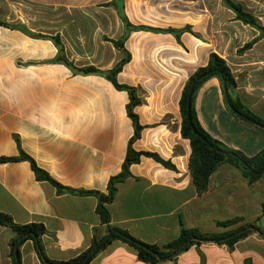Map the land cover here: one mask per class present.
<instances>
[{
  "label": "crops",
  "instance_id": "1",
  "mask_svg": "<svg viewBox=\"0 0 264 264\" xmlns=\"http://www.w3.org/2000/svg\"><path fill=\"white\" fill-rule=\"evenodd\" d=\"M233 1L264 27V0ZM123 18L132 27L182 30L179 42L166 32L128 31ZM0 22L5 24L0 25V158L16 157L20 149L65 188L106 193L109 178L121 171L133 135L126 113L128 94L103 76L72 68L112 70L123 55L111 41L125 36L123 47L130 60L117 75L119 84L140 90L149 86L147 79L137 83L128 73L138 54L163 55L156 61L163 69L172 64V55L181 54V61L183 55L187 63L191 53L194 72L214 53L234 77L233 96L264 120V37L238 54L259 33L235 20L222 0H0ZM190 75L178 80L176 95L162 83L164 95L160 91L145 103L143 98L134 108L143 129L133 149L155 153L175 170L147 157L131 165V176L118 185L108 205L110 225L144 244L163 246L178 237L181 227L218 233L251 224L253 233L232 250L210 243L194 245L174 264H264V240L256 229L264 227V177L249 185L239 169L224 163L210 175L204 193L197 194L192 184L189 142L180 136L179 112L181 91ZM162 98L168 101L165 108L150 105ZM194 109L201 127L225 147L246 158L264 149V131L228 112L216 78L198 90ZM164 116L173 130L160 122ZM96 203L92 196L58 194L49 182L36 180L27 161L0 163V212L17 225L41 224L49 260L71 259L87 250L94 237L108 235L95 212ZM234 218L241 221L228 228L217 226ZM14 237L11 228L0 226V264H11ZM18 251L19 264H41L32 241H25ZM90 264L147 263L127 244L113 241Z\"/></svg>",
  "mask_w": 264,
  "mask_h": 264
},
{
  "label": "trees",
  "instance_id": "2",
  "mask_svg": "<svg viewBox=\"0 0 264 264\" xmlns=\"http://www.w3.org/2000/svg\"><path fill=\"white\" fill-rule=\"evenodd\" d=\"M222 4L234 13L235 20L239 21L243 25H247L255 29L259 33L255 39L244 44V46L237 51L238 54H242L246 50L250 49L258 40L264 37V27L261 26L257 18H255V16L242 4L233 0H222ZM123 19L126 30L128 31L141 30L153 33L166 32L172 34L177 42H179V37L182 33V30L174 29L162 31L146 27H132L128 24L125 18ZM0 25L5 24L0 22ZM188 32L194 35L189 28ZM125 38L126 36L120 41H111L114 47L123 55L122 60H120L112 70L102 72L93 67H86L82 69H74L71 67L74 72L79 74H96L103 76L117 90L125 91L129 97V102L126 105V113L132 122L133 135L128 141L121 171L117 175L109 178L106 193H100L98 191L73 190L59 185L53 181L46 172L39 169L35 165L34 161L20 149L18 156L16 157L0 158V163L17 161L29 162L36 180L49 182L56 188L58 194L69 193L78 196L94 197L97 201L95 212L99 217L100 223L106 227L108 235L100 239L94 237L91 246L87 250L71 259L65 261H52L49 260L44 253L41 237L46 233V231L41 224L17 225L13 222L10 215L0 212V226L9 227L15 232V237L10 242L11 264H19L18 248L27 240L32 241L34 244L36 254L41 264H90L94 257L113 241H121L133 248L138 259L144 263L157 264L164 261H170L174 264L176 258L191 246L210 243L215 245H225L229 250H232L237 242L253 233V231L248 228L251 224L218 233H201L196 229H185L181 227L179 235L175 240L163 246H156L144 244L132 238L126 231L110 225L108 205L113 201L118 185L131 176L129 171L131 165L139 163L141 157H147L153 159L155 162L167 169L175 170V167L169 161L163 160L157 154L137 152L132 147L133 143L139 139L140 133L143 129V126L139 123L138 116L134 113V108L142 103V99L138 94L137 88L128 85H121L117 82V75L121 72L123 66L130 60V54L123 47ZM54 43L59 48V51L62 52L59 40L54 39ZM60 61L68 64L64 58H61ZM210 78H216L219 81L226 108L236 120L264 131V120L250 112L246 107H244L237 97L233 96L236 88V82L225 61L214 53L209 54L207 64L204 67L196 69L187 79L181 91L179 100V112L181 117L180 136L182 139L189 142L190 156L188 168L192 184L199 195L207 190L210 175L224 163H228L239 169L249 185L256 183L264 175V170L262 171L264 167V149H262V151L256 156L246 158L241 152L229 149L219 141L213 139L201 127L194 109L195 98L198 90ZM194 82H196V85L190 98V111L188 113L186 109L187 96L190 86ZM223 85L226 87L227 97L224 95ZM226 100L229 104L226 103ZM246 118L252 120L253 124L247 122L245 120ZM240 221V218H234L217 222V226L219 228H228ZM256 229L258 232H261V229ZM185 242L187 243L177 252L180 245ZM17 244L18 246L15 250L14 248Z\"/></svg>",
  "mask_w": 264,
  "mask_h": 264
},
{
  "label": "rangeland",
  "instance_id": "3",
  "mask_svg": "<svg viewBox=\"0 0 264 264\" xmlns=\"http://www.w3.org/2000/svg\"><path fill=\"white\" fill-rule=\"evenodd\" d=\"M148 43L151 42H145V44L147 45ZM162 57L163 55H155V53L153 52H147V54H138L135 56L134 64L132 63L131 69L128 70V73L132 75L134 82L141 83L142 80L147 79L146 85L149 86H143L144 90H140L138 88V94L140 95V97H142L141 99L144 98V103L146 101L145 98L151 97L153 95H159L160 91H163V95L164 92L166 93V91L163 90L164 87H162V83L166 84L167 90H175L174 95H176V92L178 90V80L179 82H182L187 75H190L193 72V69L196 66V62L194 61V57L191 53L188 56L189 59L187 60V63L186 60H184V56L182 55L181 61V54H178L172 55L170 61L172 62V64L168 63L166 67L161 69L157 67L156 61H159V58L162 60ZM146 59H148L150 64L146 62ZM144 62H146V64H144ZM238 81L241 82L240 79ZM155 83L157 86L154 85ZM167 102L168 101H164V99L162 98L161 101L153 102L150 105H152V107L154 108H165ZM170 121L171 120L170 118H168V116H164L160 120L162 124L167 125L170 130H173L172 126L169 125ZM262 182H264V178ZM252 225L255 226V223H252ZM262 232H264V227L261 230V233Z\"/></svg>",
  "mask_w": 264,
  "mask_h": 264
},
{
  "label": "water",
  "instance_id": "4",
  "mask_svg": "<svg viewBox=\"0 0 264 264\" xmlns=\"http://www.w3.org/2000/svg\"><path fill=\"white\" fill-rule=\"evenodd\" d=\"M204 76H205V75H204ZM196 82H197V81H196ZM196 82L192 83V85L190 86V89H189V91H188L187 105H186V109H187V112H188V113H189V111H190V98H191V95H192L193 89H194V87H195V85H196ZM223 92H224L225 97H227V90H226V87H225L224 85H223ZM226 103L229 104L227 100H226ZM230 109L232 110L231 107H230ZM245 120H246L247 122L253 124L252 120H250V119H248V118H246ZM263 170H264V167H263L262 171H263ZM248 228H249L250 230H253V229H254L252 226H249ZM261 236L264 237V233H261ZM186 243H187V242L181 244L180 247H179V249L177 250V252H178L180 249H182L183 246H184ZM17 246H18V244L15 246V248H14L15 250L17 249Z\"/></svg>",
  "mask_w": 264,
  "mask_h": 264
}]
</instances>
